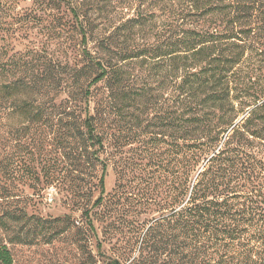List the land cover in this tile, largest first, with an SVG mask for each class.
<instances>
[{
    "label": "trees",
    "instance_id": "obj_1",
    "mask_svg": "<svg viewBox=\"0 0 264 264\" xmlns=\"http://www.w3.org/2000/svg\"><path fill=\"white\" fill-rule=\"evenodd\" d=\"M51 1L69 15L85 64L67 83L50 68L35 72L33 59L0 54V118L40 125L43 143L67 127L84 213L27 217L0 159V264H18L11 246L43 231L82 240L79 264H264V0ZM128 107L153 154L167 145L170 186L145 231L136 223L121 238L104 216L98 233L93 209L104 200L108 119ZM85 163L101 169L92 206Z\"/></svg>",
    "mask_w": 264,
    "mask_h": 264
},
{
    "label": "rangeland",
    "instance_id": "obj_2",
    "mask_svg": "<svg viewBox=\"0 0 264 264\" xmlns=\"http://www.w3.org/2000/svg\"><path fill=\"white\" fill-rule=\"evenodd\" d=\"M68 19L66 11L55 8L51 0H0L1 58L33 59V65L37 64L35 72L43 74L50 68L56 76L71 82L74 68L83 66L85 61L79 35L69 28ZM46 98L39 96L37 104ZM62 99L63 96L54 101L57 106ZM132 113L138 114L128 107L108 119V136L102 151L107 164L104 200L102 207L93 209L100 235L104 232V223L99 220L103 216L109 220L116 237L130 236L136 223L142 224L144 232L150 220L159 215L170 186L168 154L162 153L167 145L161 142L159 154H153L150 136L140 135L141 130L134 129ZM144 118L143 126L150 120V112ZM57 120L58 116L55 124ZM24 125L18 114L11 117L4 113L0 118V159H4L8 172L3 179L9 186H15L13 192L17 196L12 198H19L27 217L34 214L51 220L70 215L81 220L84 210L76 203L81 183L76 172L78 162L67 154L74 152L73 137L68 135L67 127L57 130L56 125L43 143L47 134L41 133L40 125L37 128L32 123L30 128L23 129ZM30 168L35 172L32 178ZM46 168L50 175H45ZM79 169L83 170L84 183L91 191L88 195L92 206L99 196L93 183L101 169L96 171L88 163ZM37 180L42 184L32 186ZM27 223L23 232L28 230L30 220ZM45 232L35 244L11 246L18 264H79L84 260L82 240L64 235L49 241V234L43 237Z\"/></svg>",
    "mask_w": 264,
    "mask_h": 264
}]
</instances>
